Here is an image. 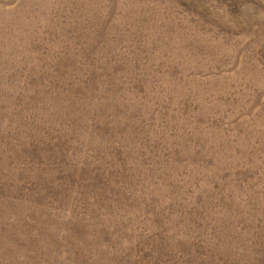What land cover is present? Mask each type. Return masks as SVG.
<instances>
[{"label": "rangeland", "instance_id": "rangeland-1", "mask_svg": "<svg viewBox=\"0 0 264 264\" xmlns=\"http://www.w3.org/2000/svg\"><path fill=\"white\" fill-rule=\"evenodd\" d=\"M0 264H264V0H0Z\"/></svg>", "mask_w": 264, "mask_h": 264}]
</instances>
